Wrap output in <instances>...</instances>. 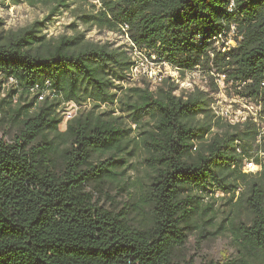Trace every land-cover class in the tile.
Listing matches in <instances>:
<instances>
[{
	"label": "trees",
	"instance_id": "1",
	"mask_svg": "<svg viewBox=\"0 0 264 264\" xmlns=\"http://www.w3.org/2000/svg\"><path fill=\"white\" fill-rule=\"evenodd\" d=\"M10 1L43 3L53 16L72 0ZM97 1L98 9L93 4L79 16L86 25L122 32L127 24L136 48L157 51L182 75H224L264 110V0ZM44 25L7 30L0 21V75L34 95L18 109L20 133L10 143L0 140V264H182L176 254L187 241L184 229L203 213L201 196L188 192L215 188L232 199L241 189L237 206L246 205L251 220L233 222L240 261L264 264V164L257 174L243 172L245 159L255 157L253 143L264 138L258 123L228 122L213 112L209 92L177 95L171 78L156 90L126 88L136 61L125 48L80 31L51 37ZM232 32L237 45L218 50L220 35ZM66 101L80 110L62 130ZM104 105L136 127L145 118L152 124L143 132L152 175L139 224L129 212L99 206L88 190L115 175V157L95 164L93 154L123 152L134 131L101 111Z\"/></svg>",
	"mask_w": 264,
	"mask_h": 264
},
{
	"label": "rangeland",
	"instance_id": "2",
	"mask_svg": "<svg viewBox=\"0 0 264 264\" xmlns=\"http://www.w3.org/2000/svg\"><path fill=\"white\" fill-rule=\"evenodd\" d=\"M93 4H97V9L100 7L97 0H72L69 9L61 8L58 13L52 16L51 9L43 3L33 6L24 1L13 4L10 0H0V21L7 30H17L35 21H44V32L51 37L70 36L76 31H80L85 33L88 39L109 42L114 46L123 47L137 61L130 80L126 83V88L150 84L151 88L156 90L162 80L168 78L178 85V90L175 91L177 95H180L183 90L201 88L213 97L212 110L217 116L231 123L252 117L264 135L262 105L239 96L237 89L240 88L232 83H225L224 75L210 73L202 69L189 71L182 75L157 51L149 52L131 47L128 36L123 31L114 32L86 25L79 16L86 11H92ZM236 35L237 33L232 32L227 37L220 39L216 46L222 50L236 46ZM214 84L219 87L217 91H213ZM9 93L8 86H3L0 90V140L4 139L10 143L22 128L23 117L18 116V109L31 103L34 95L28 96L19 92L16 95V100H12ZM47 96L48 94L45 95V99ZM10 101L11 103H8ZM82 108L89 109L91 105L87 104ZM79 110V107L73 102L66 101L61 104L59 112L65 116L60 126L62 130L67 128L68 121L64 112L69 111L72 114H77ZM100 110L106 111V115L119 116L124 123L123 126L126 129L132 126L134 131L130 133L132 140L123 152H119L115 156L107 152L93 154L95 164L101 160H113L115 157L116 163L113 168L115 175L102 184L92 182L88 185V190L94 194V199L99 206L115 213L129 212L133 223L139 224L145 218L141 206L149 191L152 175L149 154L143 142V132L152 124L149 123L148 118H145L142 126L136 127L128 121V115L120 110L112 112V107L106 105L102 106ZM214 130L216 131V129ZM251 153L255 157H259L261 163H258L255 157L245 159L243 172L257 174L262 170L261 164H264V138L253 143ZM240 192L241 189H238L235 199H232L230 193H224L216 188L208 192H188L201 196L200 211L203 213L198 217L194 227L184 229L187 241L184 247L177 251L176 256L179 262L182 264H242L234 224L250 222L251 214L246 205L237 206V196ZM210 219L212 220L209 221Z\"/></svg>",
	"mask_w": 264,
	"mask_h": 264
},
{
	"label": "built area",
	"instance_id": "3",
	"mask_svg": "<svg viewBox=\"0 0 264 264\" xmlns=\"http://www.w3.org/2000/svg\"><path fill=\"white\" fill-rule=\"evenodd\" d=\"M233 29H235V26H233ZM128 30H129V25L125 24L122 26V31L124 32V34H126V36H128V39H129V42H130V46L133 47L134 49L138 50L139 48H136L135 47V44L133 43V41L131 40V38L129 37V34H128ZM234 33V32H233ZM224 36L223 35H220V39H222ZM220 39L218 40V42L220 41ZM231 47H229L228 49H230ZM227 48H223V51H225ZM142 50V49H141ZM218 50H222V49H219ZM133 58V55L130 54ZM133 60H135L133 58ZM136 61V60H135ZM136 64H137V61H136ZM136 67V65L134 66ZM134 67L132 68V73H133V70H134ZM3 86H8V90H9V97L12 99V100H16V95L19 94V92H21V89L18 85V82L17 80H15L14 78H4L3 75H0V90H2ZM46 94H49L48 92H45V93H42L39 95L38 97V100L37 102H41L43 100H45V95ZM64 114L66 115V118L69 120V119H72L76 114H72V112H64Z\"/></svg>",
	"mask_w": 264,
	"mask_h": 264
}]
</instances>
